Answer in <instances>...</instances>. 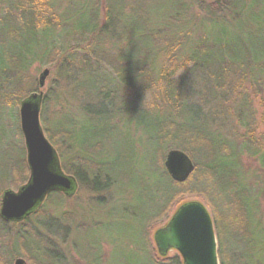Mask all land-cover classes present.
Masks as SVG:
<instances>
[{"label":"trees","instance_id":"1","mask_svg":"<svg viewBox=\"0 0 264 264\" xmlns=\"http://www.w3.org/2000/svg\"><path fill=\"white\" fill-rule=\"evenodd\" d=\"M60 1H6L8 9L0 20V51L3 52L0 83L11 84L15 91H20L24 87L21 79L11 82L8 74H22L37 61L58 68L60 76L69 85L71 83L69 93L75 103V113L60 115L53 122L46 117L47 106L51 102L50 91L42 104L44 131L59 155L63 171L75 177L79 185L95 194L112 190L119 195L130 190L135 194L136 207L126 206L123 212L130 215L136 211V218L141 220H138L141 231L139 226L136 231L142 243L135 241L133 245L147 259L130 258L124 264H184L177 253L171 257L156 253L150 236L158 227L165 225L180 206L192 200L203 203L211 216L221 264H264V186L261 181L259 183L257 174L254 176L242 168L241 162L244 154L256 158L258 171L264 173V152L253 139L234 142L226 134L215 130L211 113L214 106L224 108L225 104H230L231 114L238 118L240 128H245L251 104L243 95L245 93L236 94V91L248 77L255 94L264 98V20L256 15L246 18L244 38L243 32L224 31L223 39L212 41L200 31L201 36L197 39L200 40L190 42V32L186 34V42L179 46L177 42L168 44L169 38L164 44L166 47L162 48L168 56L166 61H173L170 55L179 59V51L183 48L185 51L190 44L188 50L192 52L185 55L186 60L181 66L187 68L191 61L194 67L188 70L186 79L182 81L184 84L177 86L171 82L177 68L165 61L161 70L155 69L153 83L161 88L158 99L162 98V105H165V98L168 107L156 106L152 98L155 102L152 103L151 99V107L145 111L139 109V102L129 101L120 93L123 89L138 87L137 84L144 82L152 69L146 67H153L148 60L151 44L144 45L145 39L129 38L125 28L120 30L118 9L130 0H89L93 15L88 26L63 27L62 31H58L65 14L68 13L70 20L71 11L68 6L57 15L55 9ZM210 1L212 4L205 6L209 13H219L225 21L227 16H241L244 9L246 14L252 0ZM173 2L183 11L180 0ZM103 11V20L99 22L100 12ZM142 25L140 31L146 30L150 26L149 20ZM151 28L154 29L152 32L159 31L157 25L153 24ZM156 34L147 35L146 41L152 43ZM56 36L58 39L52 42ZM75 38L80 41L77 45L72 43ZM90 40L99 41L93 49L94 54L99 53L97 60L83 52L86 50L84 45ZM119 40L127 44L125 53L119 56L98 47L99 43H105L113 50L120 47ZM196 53H203L204 56ZM110 66H114L115 70ZM196 67L206 71L210 80L205 77L199 79L202 86L198 89L194 87L198 79L195 76ZM234 71L237 72L234 81L237 84L231 89L232 81L228 73ZM38 90L37 82L31 93ZM55 98L58 100L57 96ZM196 98L200 102L207 101L211 106L210 112L202 111V104L198 102L197 105ZM143 114L145 118L151 115L149 122L141 120ZM134 115L140 117L136 119ZM157 117L162 122L158 123ZM132 124L135 125V133L139 131L142 134L138 145L131 138ZM150 129L154 133H150ZM173 149L184 151L195 163V171L184 183L174 182L164 168L165 157ZM11 151L13 156L4 155V161L0 163V189L4 179L12 178V187L15 188L27 181L25 173L28 167L24 157L21 159L22 152ZM18 177L22 179L15 185ZM252 177L258 182H250ZM50 197H55L57 203L63 200L59 193ZM61 218L64 225L60 228L62 224L59 223L58 230L67 234L65 225L74 228V216L64 213ZM44 220L43 217L36 221L42 225ZM29 221L18 225L20 227L13 235L16 248L29 254L37 264H64L57 256L48 254L49 240L37 228L25 227ZM99 222L95 223V227L99 226ZM0 223V227L3 226L4 223ZM90 250L94 252L91 254L95 257L93 264H99L101 251ZM2 259L0 255V264L4 263Z\"/></svg>","mask_w":264,"mask_h":264},{"label":"rangeland","instance_id":"2","mask_svg":"<svg viewBox=\"0 0 264 264\" xmlns=\"http://www.w3.org/2000/svg\"><path fill=\"white\" fill-rule=\"evenodd\" d=\"M7 0H0V20L2 15L5 14V11L8 9ZM174 0H130L127 2L123 8L118 12L120 14L118 18L120 30H128V37L131 39L139 40L145 39L144 45H149V57L148 60L153 65V67H146V69H151L148 73V76L143 79L144 82L137 84L138 87L123 89L120 91L121 94L126 96V99L129 101L139 102V109L148 110L150 109L151 99L152 103L155 102L156 106L159 107H168L167 100L164 98L165 105H162V98L158 99V94L160 93V86L157 83H153L156 71L163 68V62L168 60L164 45L170 38L168 44L173 45L177 42L178 46L181 43L186 42V34L190 33V42L200 38V31H203L204 34L212 41L218 39H223L224 31L243 32L245 30V19H251L252 16L256 15L258 18L264 20V0H252L250 5L247 8V13L245 14L246 9L243 10L241 16H227L224 20L219 13L213 15L214 13H209L206 9V4H212L210 0H180L181 7L183 11L176 7L177 3L173 2ZM61 3H58V7L55 9L60 15L61 12H64L67 7H70V20L68 13L65 14L64 19L60 21L63 24L58 31H62L63 27H82L88 26L89 20L93 15V11L89 8V0H61ZM249 2V0H248ZM204 3V4H203ZM247 15V17H245ZM49 16L51 14L49 13ZM104 11L100 12L99 22L103 20ZM149 20L150 26L146 30L140 31L142 24L145 20ZM215 21V22H214ZM223 21V22H221ZM143 22V23H142ZM157 25L159 29L158 34L155 31L152 32L151 25ZM148 25V23H146ZM122 28V29H121ZM125 30V31H126ZM154 30V29H153ZM183 31V33H181ZM239 31V32H238ZM154 35L152 43L146 41L147 35ZM179 34V35H178ZM184 34V35H182ZM189 35V34H188ZM242 37H245V32L242 33ZM172 38V39H171ZM58 37H54L52 42L57 40ZM77 45L79 39L75 38L72 40V43ZM98 40L89 41L84 45L85 51L88 54L92 55V58L97 60V55L94 54L93 49H95L98 44ZM120 47L111 50V46L105 43H99L98 47H102L105 52H111L112 55L119 56L120 53H125L127 49V44L119 40ZM123 45V46H122ZM190 44L187 45V49L179 51V59L176 58V55H170L173 59L172 62L166 61L169 65H172L174 68H177L175 75L171 78L172 85L177 86L181 84L184 79L187 77L188 70L194 67L193 62H189L187 68L181 66L182 62H185V55L188 56L191 54L192 50H188ZM160 48V49H159ZM189 51V53H188ZM185 53V54H184ZM3 52L0 51V70L3 67ZM198 56L203 57V53H196ZM185 57V58H184ZM60 67V66H59ZM111 69H114V66H110ZM173 68V69H174ZM198 67L194 68L197 69ZM44 69H50L51 73L47 78L46 85L43 88L44 98L51 91V102L47 106L46 117L52 119V122L63 114L73 115L75 113V103L71 99L69 90L71 88V83L62 76H60L59 69L56 67H50L46 64L40 63L37 61L31 66L26 72L22 74H8L9 80L11 82L17 79H21L20 82L24 86L20 91H15V88L11 84H5L4 82L0 83V163L4 161V155H12L13 151L17 150L20 154L22 152V157L26 160L27 164V152L25 147V142L23 138L22 131L20 130V105L21 101L24 100L29 94L33 86L38 82L40 73ZM115 70V69H114ZM237 72H230L229 80L231 89L237 83L234 82ZM195 76L197 80L194 83V87L198 89L202 86L201 79L204 77L208 80V73L203 69H197L195 71ZM194 76V77H195ZM200 79V80H199ZM250 78L244 79L241 83V87L236 91V94L245 93L243 95L247 96L248 103L251 104V109H249V122L245 124V128H240L238 118L231 114L229 107L230 104H225L224 108L217 105L214 106V109L211 111L213 115V127L215 130H219L222 134H226L229 139H232L234 142L242 141L243 139H253L261 147L264 152V106L262 95H256L254 90L251 87L252 81ZM210 81V80H208ZM4 83V84H3ZM161 85H164L162 83ZM165 86V85H164ZM258 87L257 85H255ZM239 87V86H237ZM245 88V89H243ZM233 91V90H232ZM5 95V97H3ZM57 96V99L55 98ZM156 97V98H155ZM263 99V100H262ZM196 104L201 103L202 111L206 113L210 112V104H207L204 100L201 102L196 98ZM222 100V99H221ZM199 102V103H198ZM136 119L140 117L139 115H134ZM141 116V120H144L145 123L149 122L151 115ZM158 119V117L156 118ZM42 120V118H41ZM162 122L159 118L158 121ZM43 129H45L43 120L41 122ZM121 124V123H120ZM136 125V123H135ZM135 125L132 124L131 138L139 144L138 141L142 134L138 131L135 133ZM150 133H154L152 129L148 130ZM145 133V131H144ZM146 134V133H145ZM245 135V138H244ZM7 150L6 152H4ZM25 153L23 154V152ZM12 152V153H11ZM6 153V154H4ZM19 156L18 154H14ZM24 155V156H23ZM20 158V156H19ZM166 158V157H165ZM242 168L250 171L252 174H257L259 177V183L264 186V173L258 171L259 164L256 161V158H251L249 155H243L241 158ZM28 167V164H27ZM138 170L140 168H137ZM12 176V174H11ZM27 180L30 176V171L28 168ZM20 177V176H19ZM17 179L14 183L15 185L22 178ZM11 179L2 180V188L0 189V208L2 202V192L5 189L11 188L14 191H17L18 188L12 187ZM27 182V181H26ZM25 182V183H26ZM250 182H258L254 177L251 178ZM119 195L113 190L108 193L95 194L91 193L87 187H83L77 184V189L75 194L72 197H65L62 195L61 203L55 201V197L48 198L49 201H45L43 206L34 213L32 217L29 218L28 223L25 224L27 228H37L40 234L49 240V248L47 251L48 254L52 257L57 256L63 261L64 264H93L95 259L94 255H91L94 252H91V248L101 251V262L99 264H124L130 258L136 259L137 257L144 261L146 256L141 252H137L133 243L135 241L142 243L141 236L138 235L137 229L141 222L137 219L136 211L126 215L123 212L126 206H132L133 208L137 205V199L135 194ZM64 213H69L73 215L74 228H68L66 225V230L68 233L65 234L62 231H59V223L63 228L61 215ZM44 224H37V219L43 218ZM25 221V222H27ZM100 221V222H99ZM141 221V220H140ZM0 222H2L0 218ZM99 222V226L95 227V223ZM24 223V222H23ZM20 223V224H23ZM20 224H2L0 227L2 236L0 237V255L3 256V264H9L12 262L14 264L17 258H23L28 264H37L36 260L30 257L29 254L24 253V251L16 248L15 240L13 235L16 234L17 229L20 227ZM1 225V223H0ZM79 226L80 228H77ZM164 226V225H163ZM162 227V226H160ZM158 227L157 230L160 228ZM137 228V229H136ZM79 229H82L81 231ZM75 230V231H74ZM156 230V229H155ZM154 233V232H153ZM151 234L150 241L151 246L157 251L154 234ZM133 253V254H132ZM158 253V252H156ZM176 251H171L169 257L176 254ZM136 257V258H135Z\"/></svg>","mask_w":264,"mask_h":264},{"label":"water","instance_id":"3","mask_svg":"<svg viewBox=\"0 0 264 264\" xmlns=\"http://www.w3.org/2000/svg\"><path fill=\"white\" fill-rule=\"evenodd\" d=\"M49 75V69L39 75L41 90ZM43 97L44 93L40 91L21 103V130L30 178L18 192L4 191L0 216L6 222L24 221L42 206L51 193L61 192L72 197L77 189L75 178L63 172L58 154L42 129L40 113ZM164 168L174 182L184 183L193 174L195 164L187 153L173 149L166 155ZM154 238L161 256L176 251L184 264H220L213 222L208 210L199 201L179 207L169 223L155 233ZM14 264L27 262L19 258Z\"/></svg>","mask_w":264,"mask_h":264},{"label":"flooded vegetation","instance_id":"4","mask_svg":"<svg viewBox=\"0 0 264 264\" xmlns=\"http://www.w3.org/2000/svg\"><path fill=\"white\" fill-rule=\"evenodd\" d=\"M30 218V217H29ZM29 218L27 219V220H29ZM27 220H25V221H27ZM25 221H23V222H25ZM23 222H14V223H10V222H3L4 224H20V223H23Z\"/></svg>","mask_w":264,"mask_h":264}]
</instances>
